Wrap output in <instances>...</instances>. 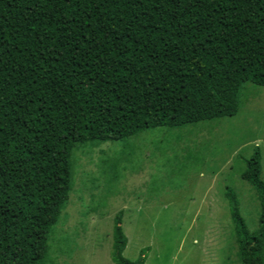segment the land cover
<instances>
[{"label": "trees", "instance_id": "obj_1", "mask_svg": "<svg viewBox=\"0 0 264 264\" xmlns=\"http://www.w3.org/2000/svg\"><path fill=\"white\" fill-rule=\"evenodd\" d=\"M249 82L264 85V0H0V264H49L80 145L125 142L105 161L111 193L126 142L183 141L189 125L236 115ZM263 153L253 146L241 171L258 229L226 193L241 264H264ZM123 223L121 210L112 261L145 264L150 247L126 257Z\"/></svg>", "mask_w": 264, "mask_h": 264}, {"label": "rangeland", "instance_id": "obj_2", "mask_svg": "<svg viewBox=\"0 0 264 264\" xmlns=\"http://www.w3.org/2000/svg\"><path fill=\"white\" fill-rule=\"evenodd\" d=\"M185 129L183 141L157 139L165 132L150 131L126 142L134 145L126 152H134L112 157L127 167L111 193L107 173L113 174L105 171V161L122 153L125 142L80 145L73 188L51 237L49 264H115L113 226L121 210L129 240L125 255L131 260L150 247L145 264H241L226 193L230 188L238 194L246 224L258 229L260 200L241 171L253 146L264 150V85L243 86L236 115ZM195 148L202 153L190 155Z\"/></svg>", "mask_w": 264, "mask_h": 264}]
</instances>
